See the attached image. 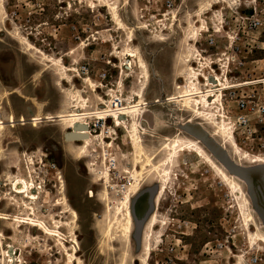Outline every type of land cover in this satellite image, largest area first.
I'll list each match as a JSON object with an SVG mask.
<instances>
[{
  "label": "rangeland",
  "instance_id": "1",
  "mask_svg": "<svg viewBox=\"0 0 264 264\" xmlns=\"http://www.w3.org/2000/svg\"><path fill=\"white\" fill-rule=\"evenodd\" d=\"M108 1L116 4L128 29H121L110 9L95 0H5L4 7L0 5V104L4 122L12 113L16 121L22 116L28 120L54 117L71 111L80 103L74 100L80 97L87 99L91 112H101L115 96L130 103L133 93L141 92L148 104L140 115L141 136L148 155L158 154L156 163L168 156L162 150L177 138L200 141L212 153L199 138L215 144L210 138L215 129L209 121L198 120L181 105L166 100L182 91L190 67L201 69L200 61L194 60L193 45L206 64L202 85H207V75H214L213 68L216 74L226 73L230 87L256 82V88H264V0ZM252 16L262 21L257 31L247 29L245 19ZM18 31L51 58L62 59L71 69V82H61L55 75L56 67L51 63L45 67L41 55L27 52L19 43ZM210 39L215 41L213 46ZM129 49L138 51L146 61L147 80L141 77L143 71L131 55H125ZM232 59L242 60L245 65L236 67ZM82 67L88 68L87 74L80 73ZM227 91L239 90H225L223 103L207 112L220 117V122L223 113L226 116L235 109L234 95L226 97ZM190 120L192 124L188 125ZM6 131L2 139L5 155L0 163L1 215L32 216L50 228H54V222L73 225L63 226L61 231L70 252L74 240L78 241V257L84 264H147L143 248H137L133 236L128 246L104 239L109 222L116 220L107 205H117L123 197L109 196L107 204L104 197L105 193L110 195L109 185L130 183L128 193H134L131 172L135 151L123 145L126 130H116L117 135L107 144L95 140L87 156L81 158V144L65 141V134L72 130L57 123L45 121L34 127L27 122ZM216 140L222 142L221 138ZM241 148L264 155L252 146ZM110 158L117 160V169L109 167ZM239 167L250 170L255 187L264 186L263 165L244 162ZM106 169H110L109 179L97 181ZM7 175L33 181L41 192L40 200L32 204L23 195L14 194L11 184L5 183ZM160 175L154 173L148 182H142L133 200L165 184ZM242 182V187L234 189L205 160L190 153L181 156L172 168L169 189L158 202L154 252L148 264H264V245L252 243L241 212H255L263 233L264 221L252 202L251 206L245 205L243 192L248 195V187ZM63 195L78 214L74 223L65 214V207L57 205ZM263 196L257 194L262 210ZM148 201L149 194L138 201L136 211L140 217L146 213ZM24 202L34 207L36 215L26 209ZM251 231L256 233L257 227L252 226ZM0 232V264H8L4 251L10 248L16 254L15 264H69L56 239L50 240L37 228L0 221Z\"/></svg>",
  "mask_w": 264,
  "mask_h": 264
},
{
  "label": "bare ground",
  "instance_id": "2",
  "mask_svg": "<svg viewBox=\"0 0 264 264\" xmlns=\"http://www.w3.org/2000/svg\"><path fill=\"white\" fill-rule=\"evenodd\" d=\"M95 1L105 4L106 7L110 9L113 20L120 26L121 29H128L126 25L123 24V21L119 15V9L116 4H112L108 0ZM223 2L225 3V1ZM4 4L5 0H0V5L2 8L4 7ZM17 38L19 40V43L26 47L27 52H36L37 54L42 56L41 61L46 63L44 65L45 67H49L48 64L50 63L52 64L51 66L56 67L55 75L61 82H71L68 75V72H71V69L67 68L63 64L62 59L57 60L51 58L42 50L35 47L30 42V39L24 36L20 31H18ZM192 48L196 52V59L194 58V60L200 61L201 69L197 70L193 67H190L188 71L189 73L186 72L185 74L187 84L181 86L182 91L178 93L177 96H171L166 101L175 105H181L184 109L183 111L192 113L198 120L205 119L209 121V124L215 129V132L212 135L210 134V138L213 141H216L215 145L225 154V156L232 164L236 166L238 165L237 167H239L242 166L244 162H249L251 164L264 166V155H256L241 148L237 140L236 133L233 130L231 123L226 120V116L224 113L223 117H221L223 119V122H220V117L212 114H207L208 110L214 109V105L223 103V93L226 89L230 88V84L228 81L229 79L226 73L219 75L215 73V70L213 68H211V72L214 75H207L205 78L207 79L208 83L207 85H202L201 78L203 77V69L206 68V64L203 63L204 58L200 54V51H198L194 45L192 46ZM129 54L131 55V58L133 59L135 65H137L143 71V76L141 77L147 80L149 78V69L146 61L136 50L129 49V53L125 55L127 56ZM126 68L127 67L125 64L124 69ZM72 70L75 71L74 69ZM86 79H84V81ZM254 83L256 82H244L241 83L240 86L251 85ZM142 94L141 92L133 93L130 103L124 101L122 111L119 113H112V115L107 118V120L111 123V127H108L101 133L89 132L86 121L92 117L101 116L105 112L102 110L101 112H91L90 107L88 106L87 99L85 98L80 97V100H74L75 102L80 103L78 105L72 106L71 111L60 112L57 114V116L54 117H52L51 115H48L46 117L35 116L34 118L28 120L24 116H22L19 121H16L15 114L12 113L8 116L7 122H4V119L2 117V107L0 104V163L3 162L5 155V150L2 146V139L7 132L6 129H14L17 124H22L23 126H25L27 122H31L34 127H38L40 124H43L46 121L57 123L60 126L67 127V129L72 130L71 132H73L74 134L81 135L82 139L70 141L68 136L66 138L67 133L65 134V141L67 144H81L80 151L78 152L79 158L87 156V153L94 145L95 140H99L100 142H103L105 144L108 140L113 141L114 137L117 135L116 130L120 128L126 130L127 140L126 143H123V145L131 147L135 151V157L133 158V171L131 172V176L135 181V185L133 187L134 193H128L129 188L127 186L123 197L119 201V204L117 203V205L114 206H111L109 204V207L111 208V214L114 218H116V220L114 223L109 222L107 230L104 234V239L120 241L123 246H128L131 244L132 236L135 233V231L133 233L134 224L136 229V221L131 205L133 204V194H136L141 190L142 182H148L151 179L152 174L160 173V177L165 184H163L160 188L155 187L156 197L154 200L153 211L150 213L143 226L140 240L138 241V243L134 240L138 249L143 248L144 262L148 264V261L152 253L154 252L152 246V238L155 228L158 224V202L169 189L170 182L172 181V168L174 164L178 162V160H180L181 156H183L185 153H190L205 160L213 167L215 171H217V173L224 179V181L230 184V186L234 189L239 188V186L243 185L244 183L242 182L243 180H239L240 178H236V176L232 172H230L223 163L220 162V164L218 163V161L216 162L215 159L217 158L214 156V154L209 153L203 147L202 143L196 140H184L182 138H177L176 140L171 141V144L167 145L162 150L165 153L167 152L168 156L156 163L155 161L158 158V154H156L155 156L148 155L147 150L143 145L141 136L140 115L141 111L146 107L145 105H148L146 104V101L144 100ZM155 103H159V101H156ZM221 108L222 110H224L223 104H221ZM191 124L192 120L188 121V125ZM217 138H221L222 142L220 143L219 141H217ZM113 145H111V147H113ZM89 170L91 171V173H93V169L91 167L89 168ZM109 173L110 170L106 169L103 173H101V178H97V181H107L109 179ZM94 174L95 173H93V175ZM5 177V183L9 185L11 184L14 194L23 195V199L32 201V204H35L40 200L41 192H39V188H36L37 186L33 181L21 177H16L14 175H7ZM94 177L98 176L94 175ZM60 181L63 187L65 185L63 178L60 177ZM243 196L245 198V205L251 206L250 197L245 192H243ZM137 197H139V195ZM104 200L107 203L109 202L107 193H105ZM57 205L65 207V214H69L72 217L73 223L78 219L77 212L71 207L68 198L65 195L62 196ZM24 206L27 210L31 211L33 216L36 215L33 206H30L29 204H27V202H24ZM241 218L246 223L247 231L249 233V236L251 237L252 243H259L264 245V233L259 227L258 218L255 212L250 209H244L241 212ZM0 221L15 223L17 222L19 224L21 223L26 226H31L33 228L39 229V231L43 232V234L46 235L50 240L56 239L55 241L57 242V246L60 247L62 253H65V255L68 257L69 264H84L83 261L78 257L79 246L77 240H74L73 242L75 246L73 247L72 251L70 252L68 250L67 241L65 240L66 238L61 231L63 226H66L67 224L54 222V228H50L46 222L36 220V218L34 219L32 218V216H29L27 218H12L10 215L1 214ZM252 226L257 227L256 233H253L251 231ZM69 227H73V225ZM1 237L2 234L0 232V238ZM4 253L9 259L8 264H15L16 254L14 253L12 248H10L9 251H4Z\"/></svg>",
  "mask_w": 264,
  "mask_h": 264
},
{
  "label": "built area",
  "instance_id": "3",
  "mask_svg": "<svg viewBox=\"0 0 264 264\" xmlns=\"http://www.w3.org/2000/svg\"><path fill=\"white\" fill-rule=\"evenodd\" d=\"M247 29L250 31H257L262 26V21L257 19L256 16L248 17L245 19ZM215 44L214 39H210V46ZM236 67H243L245 64L242 60L237 61L232 59ZM87 67H82L80 73L85 75L88 73ZM256 84L243 85V86H231L226 90H231L233 88H238L239 91H227L226 97L235 98V109L232 114H227L226 118L231 123L233 130L236 133L237 140L241 146L248 147L252 146L257 151L264 153V88H256ZM124 100L120 97L113 98L109 101L108 106L106 107L101 116H95L88 119L87 126L89 132H102L103 130L111 127L107 118L112 115V113H119L123 109ZM231 115V117H230ZM104 118V119H100ZM109 167L113 170L117 169L118 162L115 158L109 159ZM110 170V169H109ZM123 181V180H122ZM121 181V182H122ZM129 184V183H128ZM128 184H116L110 186V195L114 194L124 195L125 189ZM110 201L107 203L109 204ZM111 206L113 203L111 202ZM109 206V205H107Z\"/></svg>",
  "mask_w": 264,
  "mask_h": 264
},
{
  "label": "water",
  "instance_id": "4",
  "mask_svg": "<svg viewBox=\"0 0 264 264\" xmlns=\"http://www.w3.org/2000/svg\"><path fill=\"white\" fill-rule=\"evenodd\" d=\"M193 135H195V134H193ZM67 136L69 137L70 141H76V140L82 139L81 135L74 134L73 132H68L66 135V138H67ZM196 137H199V136H196ZM199 138L204 142L206 147L214 154V156L228 168V170L230 172H232L236 177L240 178L241 180H243L246 183V185L248 187V195L251 199L254 210L259 215V217L262 219V221H264V196H263L264 195L263 194L264 189H262V187H260V186L255 187L253 185L252 180H251L250 175H249L250 170L249 169H241V168L237 167L236 165L232 164L229 161V159L225 156V154L214 143L211 142L213 144V146H212V144H210V141H208L202 137H199ZM145 194H149L148 209H147L146 213L142 217H140L137 214L136 205H137L138 201ZM257 194L258 195L260 194L263 196L261 199V201H262L261 204L263 206V210L259 209V206H258L259 199L257 197ZM155 197H156V188H153V189H148V190L142 192V194L139 195V197H137L133 201L132 211H133L134 218L136 221V229H135V233L133 235V238L137 243L141 238L143 226H144L148 216L153 211V205H154Z\"/></svg>",
  "mask_w": 264,
  "mask_h": 264
},
{
  "label": "flooded vegetation",
  "instance_id": "5",
  "mask_svg": "<svg viewBox=\"0 0 264 264\" xmlns=\"http://www.w3.org/2000/svg\"><path fill=\"white\" fill-rule=\"evenodd\" d=\"M261 180H262V181L264 180V175L261 177ZM262 181L260 182L261 186H262V183H263ZM263 187H264V186H262V188H263ZM263 194H264V191H263ZM137 207H138V209H139V206H137Z\"/></svg>",
  "mask_w": 264,
  "mask_h": 264
},
{
  "label": "crops",
  "instance_id": "6",
  "mask_svg": "<svg viewBox=\"0 0 264 264\" xmlns=\"http://www.w3.org/2000/svg\"><path fill=\"white\" fill-rule=\"evenodd\" d=\"M158 80H159V78H158ZM176 90H177V89H176ZM177 91H178V90H177ZM175 96H177V95H175ZM169 97H170V96H169ZM167 98H168V97H167ZM167 98H166V99H167Z\"/></svg>",
  "mask_w": 264,
  "mask_h": 264
}]
</instances>
